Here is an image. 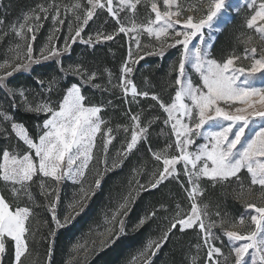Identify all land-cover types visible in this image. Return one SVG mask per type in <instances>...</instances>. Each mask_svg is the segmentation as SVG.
<instances>
[{
    "label": "snow or ice",
    "instance_id": "6c2138e0",
    "mask_svg": "<svg viewBox=\"0 0 264 264\" xmlns=\"http://www.w3.org/2000/svg\"><path fill=\"white\" fill-rule=\"evenodd\" d=\"M140 3L141 0H118L115 4L114 0H73L71 6L64 5V12L65 15L71 13L75 16V34L65 38L66 43L62 49L46 45L41 49L39 56H34L33 44L28 40L27 33H32L31 40L34 41L35 29L40 26L41 13L43 18L47 19L49 9H54L55 15L51 16L53 22L61 25L65 23L64 19L59 18L60 5L53 2L48 7L38 6V11L33 10L31 14L25 16V22L21 23L19 28L13 26L12 30L22 43H17L9 49L13 53L12 63L15 66L11 72L0 75V86H4L6 80L16 72L34 71V65L58 58L62 53L68 52L70 45L67 40L71 39L75 42L80 39L82 31L96 16L98 9H106L108 15L120 25L117 29L118 33L127 34L142 30L150 37H155L160 44L158 54L161 56L164 55L165 45L182 46L179 64L173 69L177 73L175 79L177 87L171 103H165L158 95L151 94V99L156 101L166 114L164 124L170 126L171 135L175 138L174 146L179 155H169L171 144L166 145V148L160 152L152 153L156 161H162L163 169L153 173L154 182L149 181L147 187L137 181V191L156 189L169 177L179 178L177 165L182 162L184 175L187 177V187L184 190L187 193L190 208L184 210L177 204L170 227L157 240H150L141 255H147L150 252L154 256L156 250L169 239L170 234L177 227L181 232L198 227L204 247L207 249L204 264H221L217 257L223 256L222 250L212 243L215 239H219L215 236L214 229L224 228L228 221L223 218L219 221L211 219L208 205H200L198 198L204 191L201 187L202 180H207L212 186H216L236 179L240 183V191L236 194V198L241 200L246 211L254 209L256 214L251 215V223L255 227L246 234H242L240 230L224 229L223 235L229 242H233L231 253L234 254V264H248L246 257L249 255L252 264H264V204L258 206L255 202L243 199L247 195L256 196L258 200L264 201V0H250L247 4L252 14L246 19V27L254 30L256 37L250 35L243 39L245 47L242 55H237L233 51L222 61L211 58V48L215 40L214 33L220 31V22L229 17L230 9L233 8L231 0H196L195 3L188 4H182L181 0H163L164 10L158 6L157 0H151L150 7L151 12L155 14L154 19H150L146 25H138L133 19L130 28L124 26L119 18L120 13L129 10L135 14ZM80 11H83L82 16L79 14ZM185 11L191 14L181 20ZM196 13L200 14L199 17ZM29 20H34L35 23H29ZM181 23L184 30L176 31L175 26ZM69 31L70 33L73 31L71 22H69ZM117 32L112 34L97 32L95 42L113 40ZM169 38L174 40V44H168ZM194 38H198L199 43H196ZM254 39L257 40L256 43H253ZM51 40L50 36L49 41ZM83 42L88 45L93 44V36L90 34ZM137 46L139 47L138 40ZM241 60H250L251 63L248 67L237 66ZM57 62L60 63L59 60ZM8 65L9 61L6 60L4 64H0V68ZM188 65H191V68L199 75V84L194 83L186 75L185 70ZM60 71H70L73 75L80 76L84 84L92 83L96 76L95 72L89 75L78 64L70 66L67 70L61 65ZM131 72L132 68L126 61L121 67V82L118 86L123 89L125 95L131 92L133 98L148 97L149 92H139L132 81L126 79L127 74ZM258 80L261 82L260 86H257ZM48 83L50 89L55 86V77ZM93 87L99 88L100 85L93 84ZM9 92L14 94L11 89ZM19 94L24 96V91L19 90ZM85 100L81 87L72 84L64 90L58 107L51 101L37 104L35 108L28 105L29 111L48 114V118L43 121L40 134L35 139L29 135L22 124L15 122L11 124L12 131L27 146V151L23 155L16 150L4 149L0 156V181L11 185L14 198L27 197L31 201L33 199L31 184L37 176L50 178L57 184L65 179H72L83 185L90 161L94 159L98 133H103L105 137L104 164L105 171L108 170L106 156L113 139V129L103 130L102 128L106 123L100 117L102 106L87 105ZM234 102H240L246 106L234 107ZM222 104L229 105L234 110H226L221 106ZM257 104L261 106L259 109L256 108ZM0 116L5 121L11 119L3 112H0ZM131 120L133 121L131 137L126 141L123 151L118 153V157L121 158L126 157L141 140L146 139L149 131L148 125L141 126L139 113L132 115ZM124 131L127 133L129 128L124 127ZM194 138L203 139L205 143L197 145ZM193 147L195 151L190 150ZM117 166L113 162L112 167ZM245 169L251 181L247 189L244 188L239 177L241 171ZM102 177L103 173H97L94 184L81 188L80 198L68 205L69 211L63 220L56 213L59 196L57 195L56 200L49 204L48 211L52 215V222L56 225V228L49 232V237L54 238L57 230L70 227L76 217L85 211L91 195H94L95 191L101 187ZM252 186H259L260 192L256 193ZM40 187L42 192L46 189L43 179ZM44 194L50 196L52 191ZM133 200L134 197L129 193L113 212L110 221L113 227L106 230L107 234L100 242V249L110 246L115 239L125 233L126 227L122 217L128 215L129 206ZM163 207L162 205L161 208ZM156 211L153 210L141 217L135 228L139 229L155 217ZM32 215L33 209L28 206H17L12 209L5 197L0 194V256L6 252V238H10L14 242L13 264H23V258L29 254L26 234L29 232L27 222ZM216 215L220 214L217 212ZM117 220H119L118 230L115 228ZM108 222L106 220V223ZM237 224L241 227L245 224L243 215L235 224H232V227H236ZM234 242L242 243L235 246ZM193 247L199 250L200 245ZM91 250H97V246L93 244ZM71 251L73 253L83 251L87 254L89 249L86 242L78 241L73 244ZM53 252L54 240H49L48 264ZM76 259V256L71 257L69 264H76ZM150 260L151 256H148L144 264H149ZM198 261V256H192L189 264H198ZM227 261L228 257L225 256L224 264H227Z\"/></svg>",
    "mask_w": 264,
    "mask_h": 264
},
{
    "label": "trees",
    "instance_id": "16d2710c",
    "mask_svg": "<svg viewBox=\"0 0 264 264\" xmlns=\"http://www.w3.org/2000/svg\"><path fill=\"white\" fill-rule=\"evenodd\" d=\"M34 2L35 0H0V21H3V23H0V27L8 26L9 34L12 36L10 39L17 41L11 26L21 17L18 15L19 10L22 6L26 10V4H34ZM233 22L234 20L232 19L216 35L213 42L212 55L217 60L225 59L231 52L240 47L237 39L238 28L234 27ZM107 23L104 26H90V28L85 30V38L86 34L90 35L93 33V44L75 42L70 47L67 57L73 63V66L80 65L89 75L93 72L96 73L92 83L84 84L80 76L73 75L70 71L68 73L61 72V65L53 61L35 65V70L28 74L18 73L13 75L6 82V85L12 90L22 89L27 97H31V95L34 97L33 92H38L35 94L38 98H35L41 100L45 96L43 92L42 95L40 94V85L38 83L40 78L37 73L38 71H45L47 68L56 67L57 101L61 100L64 90L72 84L80 86L87 105L102 106L100 117L106 122L102 128L113 129L114 139L112 143L119 145L120 135H126L131 129L133 123L131 116L134 114L139 113L140 116L146 119L152 117L155 119L156 117L157 122L162 124L164 114L159 104L151 99V94L158 95L165 103L170 102L176 89L175 79L177 73L173 69L177 67L178 61L174 48L165 52L163 56L145 57L131 73L127 74L126 78H130L139 92L147 91L150 95L143 98L140 96L133 98L128 94L125 95L118 85L120 84V67L126 59V51L129 44L126 40V34L117 32L119 27L116 21L109 17ZM97 32L104 34L117 32V34L113 40L97 43L95 42V33ZM8 40L6 36L4 38L0 36V60L4 57H1V52ZM110 79L111 83H109ZM93 84L100 85V87H93ZM0 104L4 106L2 110L6 114L11 115L16 122L22 124L29 134L36 132L37 121L40 118H36L35 113L28 112L17 106L14 97L1 86ZM124 127L129 128L127 133L124 131ZM6 131H9V129L6 128ZM8 134L10 133L8 132ZM170 139V134L156 138L152 134H147V138L142 140L138 148L123 157L120 162L115 161L118 165L117 167L113 168L112 164H110L107 166V171L99 168L100 173H103L101 187L95 191L94 195H91L85 211L76 217L74 223L70 227L57 230L54 238L49 237V235H41V230L35 231L36 229L47 227L53 229L55 226L52 222V215L48 211L49 205L46 206L44 204L45 199L43 198L42 190H31L33 196L31 201L27 197L18 199L13 197L11 185L9 184L8 186L3 181H0V194L5 197L12 209L17 206H28L33 209V215L28 223L29 232L26 234L29 254L23 258V263L26 258L32 256L40 264H44L48 259L49 240H54V252L50 264H64L68 256L69 246L74 241V238L79 234H89V232L93 234L94 228L97 229L103 224V216H111L129 193L134 197V200L129 206L128 215L123 216L126 227L125 233L115 239V242L110 244V246L103 249L97 248V250L93 251L90 247L82 264H126L150 240H157L161 237V231L170 225V221L166 222L168 220L166 212L176 206L172 205L168 190H165V183H162L156 189L137 191V181L146 187L149 181L154 182L153 176L148 177L147 174L140 173V170L146 166V162H154L149 154L150 149H161L169 143ZM2 152L3 147L0 145V156H2ZM157 163L160 165V162ZM136 170L137 177L135 179L137 181L135 186L133 185L134 188L129 190L131 187L129 180ZM89 175H91L90 172L86 176ZM245 175V172L239 174L240 181ZM246 180L250 181L248 176ZM239 185L240 183L236 179H231L227 183L217 184L216 186H212L207 180H202L201 187L204 191L200 194L198 203L200 205L207 204L208 208L215 207L214 209L221 215L231 220L237 219L248 213L241 200L236 198L238 192L235 190ZM176 191L181 193L182 202L189 209V200L181 190ZM73 195H75V190H60L56 208L58 217L62 215L65 204L75 197ZM54 199L51 197L50 201L52 202ZM162 205L164 206L163 208H161ZM153 210H157V216L155 215L142 227L136 229L135 225L140 218ZM157 217L159 221H157ZM164 218L166 219L164 220ZM117 226H119V220L116 221V229H118ZM193 232V229L181 232L177 227L170 234L169 239L157 250L156 256L151 258L149 264H189L188 251L191 244L189 242H191L190 237H192ZM12 259V247H10L2 264H12Z\"/></svg>",
    "mask_w": 264,
    "mask_h": 264
},
{
    "label": "rangeland",
    "instance_id": "374dc122",
    "mask_svg": "<svg viewBox=\"0 0 264 264\" xmlns=\"http://www.w3.org/2000/svg\"><path fill=\"white\" fill-rule=\"evenodd\" d=\"M56 3L58 5H60V19H64L65 23L64 24H58L53 22V20L51 19L52 15H55V10L54 9H49V16L47 19L43 18V14L41 13V21H40V26L38 28L35 29V40H31L32 37V33H27V38L28 40L33 44V55L34 56H39L41 53V49L44 48L46 45H50V46H55L59 49H62L65 46L66 43V37H69L70 35H74V28L76 27V20H75V16L72 15L71 13L65 15L64 12V5H68L71 6V4L73 3V0H35L34 4L31 3H27V9H23L24 7L22 6V8L19 10V14L21 17H19L17 19L16 22L13 23V25L11 26V29H13V26H15L16 28H19V25L21 23L25 22V16L29 15L33 12V10L38 11V6L43 5L45 7H48L49 4L51 3ZM118 0H114V4L117 3ZM196 0H181L182 4H188V3H195ZM250 2V0H231V3L233 5V8L230 9V14L229 17L226 20H222L219 24V28L220 31L227 26L232 19L234 20L233 24L234 27L238 28V42L240 44V47L237 50H234L236 52L237 55H242L244 52V47L245 45L243 44V39L247 38L248 36H253L256 37V33L254 32V30H249L246 27V19L249 18L252 14L251 10L248 9L247 4ZM150 3L151 0H141V3L137 6V9L135 11V14H133L131 11L129 10H125L123 12L120 13V21L124 24V26L126 27H131V21L134 19L136 24L140 25H146L148 24L150 19H154L155 18V14L151 12V7H150ZM158 6L161 8V10H164V6H163V0H157ZM30 4V5H28ZM25 5V6H26ZM81 16L83 15V11H80L79 13ZM191 13L185 11L183 16L180 18L181 20H183L184 18H186L188 15H190ZM197 17H199V13H196ZM110 16L108 15L106 9L104 10H97V14L96 16H94L93 20L90 21L84 28V30L81 33V38L77 39L75 42H80V43H84V40H87L89 37V34H86V38H85V34L84 31L87 30L88 28H90V26H104L107 25L108 23V18ZM114 20V19H113ZM115 21V20H114ZM69 22H71L72 26H73V31L70 33L69 31ZM29 23H35L34 20H29ZM91 23V24H90ZM120 25L118 24V27ZM1 33L0 36L2 38H4L5 36L9 39L7 41L6 46H3L2 52H1V57H3L0 60V64H4V62L7 60L9 61V65L5 66L4 68H0V75H3L5 72H11L12 68L15 66L14 63H12V56L13 53L9 51L10 48H12L15 44L17 43H22V41L20 40L19 37H17V41L14 39H10V37H12L9 34V28L8 26H2L0 27ZM175 30L176 31H183L184 30V26L183 24H179L175 26ZM26 31V30H25ZM216 32L214 33L215 38L216 35L220 32ZM207 35V33H205ZM93 36V33L91 34ZM52 37V40L49 41V37ZM196 43H199L198 38H194ZM258 39V38H257ZM126 40L128 42V49H127V54H126V59L125 61L121 64L122 65L125 64V62H128V66L132 68V70H134V68L136 67V65L143 60L145 57L148 56H156L159 55L158 54V49L160 47L159 42L155 39V37H150L146 32H143L142 30H137L136 32H129L126 34ZM137 40L139 41V47L137 46ZM73 42L71 39L67 40V43L70 45V47L75 43ZM257 40L254 39L253 43H256ZM85 44V43H84ZM168 44H174V40L169 38L168 40ZM175 49L176 50V54H177V66L179 64V58H180V54L182 52V46L180 45H176L174 47H168L167 45L164 46V53L169 51L170 49ZM70 50V49H69ZM131 51V55H129ZM69 55V51L66 53H62L58 58H52L50 60L44 61L42 63H47V62H56L58 64V60L60 61V65L63 66L64 69H69L70 66H73V63L67 59ZM160 56V55H159ZM211 58H214L212 55V48H211ZM218 61H222V60H218ZM18 62V61H17ZM251 61L250 60H241L240 62H238L237 66H244V67H248L250 65ZM35 66V65H34ZM33 66V67H34ZM61 67V66H60ZM121 67H120V73H121ZM186 75L189 76L194 83L199 84L200 80H199V75L197 73H195V71L191 68V65H188L186 67ZM31 70L29 72H24V71H18L15 74L18 73H25L28 74L30 73ZM69 71H65L64 73H68ZM14 74V75H15ZM38 76H39V85H40V94L42 95V92L44 93V96L41 100L36 99L35 97L38 98V96H36L35 94H37L38 92H33L34 97L31 95V97H27L26 93H24V96H21L19 94V90L15 89L13 90L14 94H10L8 86L6 85V82L13 76L9 77L4 86L3 89H5L6 91L9 92V94L11 96L14 97V101L16 103L17 106H20L23 110H26L28 112H32L36 114V118H40L37 121V130L34 134H29L32 138H36L38 134H40L41 132V126L43 125V121L45 119L48 118V114L45 113H37L36 111H29L28 110V105H31L32 108H35L37 104L40 103H44V102H48L51 101L53 105H55L56 107H58L59 102L56 99V84L55 86H53L51 89L49 88V81L53 79V77H55L56 79V67H51V68H47V70H42V71H38ZM120 78H121V74H120ZM128 80H130V78H126ZM40 81H43V83H40ZM121 82V80H120ZM133 84V83H132ZM261 82L258 80L257 81V86H260ZM131 87V86H129ZM177 87V86H176ZM12 90V89H11ZM123 91V89H121ZM176 90V89H175ZM175 94V92H174ZM128 95L132 96L131 92L128 93ZM4 96V95H2ZM174 96V95H173ZM172 96V97H173ZM63 97V96H62ZM61 97V99H62ZM133 97V96H132ZM141 98H143V96H140ZM172 98L170 100L169 103H171ZM222 107H225L226 110H234L233 108H231L229 105L226 104H222ZM246 105L240 103V102H234V107H245ZM3 104H0V112H4V110H2L3 108ZM261 106L259 104L256 105V108H260ZM162 111V109H161ZM163 113V111H162ZM6 114V113H5ZM164 114V119H166V114ZM9 117H11V115L7 114ZM152 118H143L141 116V121H142V125H148L149 126V131L148 134H152L155 138L162 136V135H167L170 134L171 135V129L170 126H166L164 124V120L162 122V124H159L155 117V119ZM102 119V118H101ZM18 123L16 122L14 119L5 121L3 119L2 116H0V145L3 147L4 149H8L9 151H18L20 153V155H23V153L25 151H27V146L24 145L23 141H20L18 139V137L15 135V133L12 131L11 129V124L12 123ZM151 122V123H150ZM20 124V123H18ZM6 128L9 129V131H6ZM108 128H103V130H107ZM8 132L10 134H8ZM28 132V131H27ZM114 131L112 132V136L114 139V135H113ZM131 137V129L130 131L126 134V135H120L119 138V145H115L113 144V139L112 142L109 144V148H108V152H107V166H109L110 164L113 165V162L121 161V157H118V153L123 151V148L126 147V141L129 140ZM147 138V137H146ZM104 135L103 133H98L97 137H96V147L94 150V159L92 161H90V166L87 170V174L88 172L91 173V175L86 176L83 182V185L81 183H76L74 182L72 179H65L63 181H61L59 184H57L55 181L51 180L50 178H43L41 176H37L34 178V181L31 184V190H41L40 188V182L43 179L45 184H46V189L42 192L43 193V198L45 199L44 204L47 206L51 203L50 199L51 197L55 198L53 201L56 200L57 195H59L60 190H75V196L73 199H71L69 202H67L65 204V209L63 210L62 215L59 217L61 220L64 219V216L67 214V212L69 211L68 209V205L70 203H72L74 200H78L80 198L81 195V188H87L89 185L94 184V179L97 176V173H100L99 168L101 169H105V164H104V160H105V154H104V149H103V143H104ZM174 137L171 135V139L169 141V143L172 145V148L169 150V155H179V153L176 151L175 146H174ZM196 140V144H203L205 143V141L203 139H199V138H194ZM144 140V139H143ZM142 142V140L137 144V146L132 150L134 151L136 148L139 147L140 143ZM166 144V145H169ZM121 144H123L121 146ZM166 145L164 147H162L161 149L155 150V149H151L150 150V156L153 159L154 162H146V166L142 167L143 169L140 170V173L142 174H147L148 177L153 176V173H158L160 170L163 169V164L162 161H160V165H158V161H156L153 158L152 153L154 152H160L161 150L166 148ZM191 151H195V148H191ZM131 151V152H132ZM130 152V153H131ZM129 153V154H130ZM34 155V153H33ZM177 170L179 172V178L176 177H169L166 181H164L163 183H165V190H168V196L171 199L172 205L177 206V204L180 205V207L184 210H188L185 207V204L182 202L181 199V193H177L176 190H181L182 193L185 195V197L187 198V193L184 190L185 187H187V177L184 175V165L183 163H179L177 165ZM241 172H245L246 175L244 176V178H242V182L244 185V188L247 189L250 184L251 181H247V176L250 179L249 174L247 173L246 169L242 170ZM135 177H137V170L136 172L133 174V176L130 178L129 182L131 187L129 188V190L133 187V185L135 186V182L137 181L135 179ZM9 186V184H7ZM182 185H184L182 187ZM6 186V185H5ZM254 188V191L256 193L260 192V188L259 186H252ZM58 190V191H57ZM47 191H52V194L50 196H46L44 193ZM237 192L240 191V185L236 188ZM66 192V191H65ZM243 199H246L250 202H255L257 203V205H261L264 204V201H260L256 198V196H245L243 197ZM52 201V202H53ZM88 203V202H87ZM215 207H209L208 208V212L211 216V219L219 221L221 218L225 219L226 221H228V223H226L224 225V228H220L217 227L214 229V234L216 237H219V239H215L212 243L215 244L216 247H220L223 253V256L217 257L218 259H220L221 264H224V257L227 256L228 257V261L227 264H234V254L231 253V247L233 246V242H229L227 237H225L223 235L224 229L227 230H240L242 234H246L248 231H251L254 229L255 225H253L251 223V215L256 214L254 209H249L247 210L248 213L244 214V220H245V224L241 227L240 225H236V227H232V224H235L239 219H229L227 217H225L224 215H221L217 210L214 209ZM166 210V209H165ZM176 207L172 210H168L166 212V216L168 215V220L166 222H171L173 215L176 212ZM220 214L219 216L216 215L217 212ZM157 216V215H156ZM104 218L103 220V224H101L100 227H98L97 229L94 228V233H90L89 234H79L74 238V241L71 243V245L69 246V251H68V256L67 259L65 261L64 264H69L71 257L76 256V264H82L85 261V256L86 253L81 251L80 253H73L71 251L73 244L77 243L78 241L80 243H85L86 242V246L88 247V249L94 244L97 246V248H99L100 242L101 240L104 239L105 235L107 234L106 230L109 228H112V223L111 216H103ZM123 218V217H122ZM158 218V217H157ZM31 219V218H30ZM166 218H164L165 220ZM106 220L109 221L108 223H106ZM163 220V221H164ZM157 221H159V218L157 219ZM165 222V221H164ZM29 223V221L27 222V224ZM170 227V225L168 226ZM165 227V229H163V231H161L162 233L168 228ZM56 228V225L54 226L53 229ZM117 228L119 229V226H117ZM51 228H40V229H36L35 231H40L41 230V235H49V232L51 230H53ZM117 229V230H118ZM191 230V229H188ZM87 233V232H86ZM104 234V235H101ZM88 235V236H87ZM56 236V235H55ZM86 236V237H85ZM191 238V243L189 246V251H188V260H190V257L192 256H198L199 257V261L198 264H204V260L206 258V252L207 249L204 247V243H203V239H202V234L199 231V228L196 227L194 229V232L192 233V237ZM223 238V239H222ZM174 239V238H173ZM235 246H239L240 243L242 242H234ZM5 244H6V252L0 256V264H2L3 259L7 256V252L9 250L10 247H12V261L14 260V242L11 241L10 238H6L5 240ZM200 245L199 250L195 247H193L194 245ZM147 245V244H146ZM145 245V246H146ZM145 246L142 247L139 251L137 255H134L131 257V259L126 262V264H144L145 260L148 258V256H151V258L153 257L151 255V253H147V255H141V253L144 251ZM157 252V250H156ZM156 256V254L154 255ZM135 257V259H133ZM246 259L248 260V264H252V260H251V256H247ZM33 261H35V264H40L38 262L37 259L33 258L32 256H29L28 258H26V260L24 261L23 264H33ZM13 264V262H12ZM44 264H48V259L44 262Z\"/></svg>",
    "mask_w": 264,
    "mask_h": 264
}]
</instances>
